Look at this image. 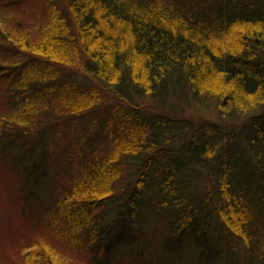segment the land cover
<instances>
[{
	"label": "trees",
	"instance_id": "1",
	"mask_svg": "<svg viewBox=\"0 0 264 264\" xmlns=\"http://www.w3.org/2000/svg\"><path fill=\"white\" fill-rule=\"evenodd\" d=\"M0 101L4 187L44 211L18 264H264V0H0ZM214 102L260 137L185 114Z\"/></svg>",
	"mask_w": 264,
	"mask_h": 264
},
{
	"label": "rangeland",
	"instance_id": "2",
	"mask_svg": "<svg viewBox=\"0 0 264 264\" xmlns=\"http://www.w3.org/2000/svg\"><path fill=\"white\" fill-rule=\"evenodd\" d=\"M31 8L33 9L34 12H29V16L34 17V19H38L39 14L41 12L40 3L36 2L32 4ZM171 101L172 99L169 96H166L165 99L162 101H155L153 99H147V98L143 100L142 99L136 100V102L141 104L142 108L140 111L143 112V114H145L147 117L153 116L154 118H156L158 115L157 113H159L157 110H156L157 112L155 111L156 105L159 103L161 106L168 109L170 108V104H172ZM176 104L179 105L178 103ZM2 108H3V104L0 101V113L2 112ZM182 108L185 109L187 107L180 106V109ZM229 110L230 109L228 107H224L223 104L220 105V103L218 102H214L210 104V106L203 105L201 107H196V105L191 104L187 108L185 114L187 117L193 118L194 121L196 122L200 120H204L205 122H209V123H214V122L215 124L220 123L222 127L221 129L223 131H226V132L236 131V133L240 134L238 135L237 140H239L243 144V146L246 145V143L247 145H249V141L247 139L254 138V137H260L259 134L256 132V130L253 129V126L255 125L253 122V118L255 116H253L252 114H245V113L237 114L234 112H230ZM218 111H219V114H218ZM223 113H225L226 115H221ZM197 129H198L197 123H193L191 125V129L187 131L185 135L176 138L174 143L170 144L171 145L169 146L170 150H172L174 153L179 152L181 150V147L184 146L189 140H191V138L193 137ZM133 162L138 166H136L133 163L134 167L127 175H130L131 181L135 183V182L140 181V179L143 177L142 175L144 171L139 166V164L142 163L141 160L138 161V159H135ZM178 162L179 161H176V164ZM1 172L2 171L0 169V210H1V219H2V225L0 227V263L1 264H18L19 262L18 254H19V251L21 250V247L25 245L26 243L35 242V240L39 241L41 238H44V234L42 230L39 229V225H38V223L43 219L42 216L44 215L43 214L44 211L40 208L38 209L32 206V207H29V209L33 210L31 214L28 213L29 209L26 212H22L20 205L18 203L20 202V199H19V196H21L20 192L16 194V190L14 189V186H10L11 188L9 189H6V187H4V182H7V183H11V182L4 180ZM9 178L11 179V181H13L11 177ZM123 181H125V178H122L120 181H116V184H117L116 193H120L124 189L125 182ZM21 200L22 202H24L22 196H21ZM25 203L27 205H30V203L27 200L25 201ZM23 213H26V214H23ZM213 222L214 221H212V223ZM153 226L154 225L149 226L148 228L154 231V233L160 234L159 227L153 228ZM11 228L13 229L14 232L18 234V236L9 233ZM142 233L144 235V229ZM231 237L232 239H229L230 240L229 243L232 245V247L235 250H237L238 248L237 251L240 252L243 246L240 244V241L238 239L235 240L236 239L235 236H231ZM123 243L121 241V243L113 247V250L111 251V255H107L105 253L101 254L100 252L94 255L93 259L100 257L98 261L99 264L101 263L102 264L121 263L122 260L126 258L124 257V254L127 253V256H128V254L130 253V250L133 249L130 247H124ZM135 250L136 248L134 247V251ZM229 254L230 253H228L227 256ZM188 255L187 254L184 255V259L186 262L188 261V257H187ZM106 257H108V259H106ZM236 257L237 256L235 255L234 258ZM167 258L168 257H165L163 261L164 263H169V259ZM127 259L129 258L127 257ZM238 261L241 262V259H238Z\"/></svg>",
	"mask_w": 264,
	"mask_h": 264
}]
</instances>
